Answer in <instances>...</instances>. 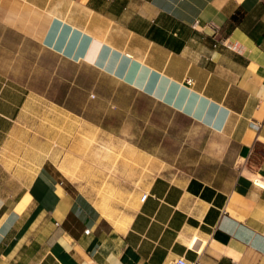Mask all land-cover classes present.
Returning <instances> with one entry per match:
<instances>
[{
	"label": "crops",
	"instance_id": "obj_1",
	"mask_svg": "<svg viewBox=\"0 0 264 264\" xmlns=\"http://www.w3.org/2000/svg\"><path fill=\"white\" fill-rule=\"evenodd\" d=\"M177 257L264 264V0H0V264Z\"/></svg>",
	"mask_w": 264,
	"mask_h": 264
},
{
	"label": "rangeland",
	"instance_id": "obj_2",
	"mask_svg": "<svg viewBox=\"0 0 264 264\" xmlns=\"http://www.w3.org/2000/svg\"><path fill=\"white\" fill-rule=\"evenodd\" d=\"M155 114H165L170 117L169 122V144L170 151H174L177 145H183L186 148L187 154L185 158L187 160H194L200 155L208 158L212 152L210 148L214 147L215 144L219 143V138L213 135L207 128L202 125L195 124L189 120H183L173 112L162 109L159 105L155 108ZM152 124L154 126V134L161 132V129H166L167 124L159 117ZM142 124L139 123V126ZM213 153V152H212ZM215 153V151H214ZM171 159L173 155L170 154Z\"/></svg>",
	"mask_w": 264,
	"mask_h": 264
},
{
	"label": "built area",
	"instance_id": "obj_3",
	"mask_svg": "<svg viewBox=\"0 0 264 264\" xmlns=\"http://www.w3.org/2000/svg\"><path fill=\"white\" fill-rule=\"evenodd\" d=\"M196 24H197V22H194V25H196ZM204 26L208 27L212 31V33H216L218 31V27L212 23L206 24ZM171 264H194V263L188 261L184 257H177Z\"/></svg>",
	"mask_w": 264,
	"mask_h": 264
}]
</instances>
